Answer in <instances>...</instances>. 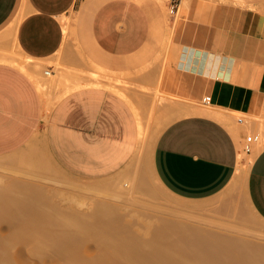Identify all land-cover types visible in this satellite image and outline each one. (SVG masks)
Here are the masks:
<instances>
[{"label":"crops","instance_id":"1","mask_svg":"<svg viewBox=\"0 0 264 264\" xmlns=\"http://www.w3.org/2000/svg\"><path fill=\"white\" fill-rule=\"evenodd\" d=\"M161 1L0 0V156L41 135L64 172L102 180L141 149L147 108L162 124L210 96L214 111L263 115L264 0H187L175 30ZM27 59L55 77L46 95L16 65ZM66 82L86 86L61 97ZM255 128L181 116L155 145L157 180L183 200L219 195L246 167L242 141ZM251 164L246 196L264 221V148Z\"/></svg>","mask_w":264,"mask_h":264},{"label":"rangeland","instance_id":"2","mask_svg":"<svg viewBox=\"0 0 264 264\" xmlns=\"http://www.w3.org/2000/svg\"><path fill=\"white\" fill-rule=\"evenodd\" d=\"M215 1V0H210ZM169 0H165L166 8L163 9L162 15L164 17V22L166 24H173L174 30L178 28L181 22V14H182V6L180 7V11L175 16L171 15L168 7ZM211 4H213L211 2ZM3 32V31H2ZM44 64V62H43ZM45 65V64H44ZM45 70H47L45 65ZM49 71V70H48ZM35 81V79L33 78ZM51 81L47 85V91L51 87ZM63 90V89H62ZM63 91H61L62 94ZM47 94V92H46ZM50 96V94H48ZM52 96V95H51ZM51 96L49 98H51ZM53 100L49 102L48 108L53 104ZM147 115L145 118V128L143 130V134L140 135V144L142 145L139 151H136L135 155L125 166V168L111 176L102 180H82L78 179L74 176H71L64 172L61 167L55 162V160L51 157L49 151L47 150V146L45 141L39 135L28 148H23L18 153L33 148L36 154L42 155L47 162V170L44 173L35 172L34 167L31 166H20V165H1L0 166V191L5 189V187L10 188V192L14 197H0V201L3 200H20V201H31L35 196H22L19 194L18 189H16V184H21L23 186L31 187L32 189L44 188L45 196L44 198L39 197L37 200L48 202L50 205H56L59 208V213L57 214L58 222L61 223V227L63 229H57L54 232H62V233H73V234H84V233H94V229H83L77 228V224H85L89 223L91 226L95 223L96 211L98 205L105 201L110 202V204L117 207L118 214L122 217L123 225L129 226L130 229L135 232L138 237L143 242H153L156 241L159 243L157 249L168 250V251H183L189 249H197V248H207L210 249L215 248V246H207L203 247L200 245H193L192 239L193 232L191 230H177L174 231L170 229L168 231L167 238L165 237V229L169 230L168 224H175L177 222H182L184 224H189V226L195 229H201L204 231L220 233L224 235H232L239 236L242 238L250 239L254 244L260 245L264 247V221L253 211L251 208L249 201L246 196V187L243 184V181L237 180L236 182H231V184L223 190L219 195L201 201H189L180 199L171 193H169L165 188L159 183L155 173L153 171V152L155 145L162 134V132L168 127L169 124L174 122L176 119L180 118L183 115H191V114H204L211 117H214L221 122L225 123L234 133V129L237 128L239 123V118H243L246 121H252L256 124V127L253 132H245L244 139L242 143V151L245 154V159L243 160V165H245L246 169H250L252 166V162L255 161L258 154L264 148V138L256 144L252 145V149L250 153H246L244 151V142L247 136L260 134L262 131L261 127L264 128V113L260 117H251L243 114H239L236 112L223 111L217 112L214 111L209 105H205L201 103L200 107L190 109L189 111H176L173 113V117L164 121V123L160 124V118L164 114L163 112L156 110L154 107L146 110ZM233 120H232V119ZM161 122V121H160ZM243 123V122H242ZM145 135V136H144ZM145 138V139H144ZM139 154H138V153ZM15 153V152H14ZM15 153V154H18ZM3 155L0 156V160H4L13 156ZM33 170V171H32ZM149 173V184L155 190L154 195H150L145 192H135L131 193L129 197L121 196V187L125 184H132L133 181L136 182L137 179L145 175V173ZM39 174V175H38ZM14 179V182H13ZM17 179V180H16ZM18 183H15L17 182ZM32 182V183H31ZM242 182V183H241ZM29 183V184H28ZM235 183V184H234ZM237 183V184H236ZM240 185H239V184ZM9 184L12 187L9 186ZM15 184V185H14ZM34 186H31V185ZM37 184V186H36ZM39 185V187H38ZM4 186V188L2 187ZM15 189H14V188ZM13 188V189H12ZM127 188V187H126ZM125 188V189H126ZM129 189V188H127ZM126 189V190H127ZM16 190V191H14ZM16 192V193H15ZM18 192V194H17ZM118 194V195H117ZM19 195V196H18ZM22 198H21V197ZM101 196V197H100ZM32 197V198H31ZM120 197V198H119ZM122 200V201H121ZM119 203V204H118ZM229 203V204H228ZM205 204H211L210 207H205ZM59 205V206H58ZM217 205L218 211L216 209H212ZM220 206V208L218 207ZM204 206V207H202ZM223 208V211L222 208ZM232 208L233 212L225 211L224 208ZM92 208V209H91ZM121 211H120V210ZM220 210V211H219ZM95 211V213H94ZM225 211V212H224ZM121 213V214H120ZM221 213V214H220ZM93 216L95 218H93ZM82 218V221H78V218ZM90 217V218H89ZM165 221V222H164ZM7 223V224H6ZM64 223V224H63ZM167 224V226L165 224ZM163 224L166 226H163ZM11 226V227H10ZM196 226V227H195ZM10 227V228H9ZM65 227V228H64ZM77 229H76V228ZM169 227V228H168ZM12 228V229H11ZM14 228V229H13ZM8 222H0V239H7L10 236L16 234L18 229ZM158 229V230H157ZM189 229V227H188ZM12 230V231H11ZM17 230V231H15ZM161 230H164V236L161 234ZM90 231V232H88ZM107 232L103 230V232ZM179 231V232H178ZM185 233L189 232L188 235ZM197 231V230H196ZM20 232V230L18 231ZM17 232V233H18ZM154 232V233H153ZM170 232H173L171 234ZM181 232V233H180ZM156 233H158L156 235ZM178 234V235H175ZM156 236H155V235ZM170 234V235H169ZM183 234V235H182ZM183 236L181 239L180 236ZM187 236L185 238V236ZM154 236L156 238H154ZM171 237V238H170ZM179 237V238H178ZM191 238V240H190ZM91 239V240H89ZM111 239V237H108ZM187 239V242H186ZM185 240V242H183ZM189 240V241H188ZM83 241V242H82ZM91 241V242H90ZM93 238L81 239V244L78 245L77 252H83L81 247L84 248L85 255L87 257H98V255L103 253V246L99 245ZM110 241V240H109ZM178 241V242H177ZM182 241V242H180ZM94 242V243H93ZM190 242V243H189ZM81 245V246H80ZM22 244H17V248L15 246L11 247V253L13 256L17 254L19 251L21 253L17 254V257L13 259V264H24L25 260H28L29 264H50L48 261H44L42 263L35 257V255L30 251L29 248H25ZM225 247V246H224ZM220 247V248H224ZM241 246H239L240 248ZM152 247H144V249H151ZM81 249V250H80ZM28 250V251H27ZM27 251V252H26ZM180 251V252H181ZM24 252V253H23ZM31 252V253H30ZM11 254V255H12ZM98 254V255H97ZM177 254V253H176ZM182 254V253H178ZM186 252L184 253V255ZM19 255V256H18ZM183 255V254H182ZM168 256V255H166ZM35 257V258H32ZM38 261V262H37Z\"/></svg>","mask_w":264,"mask_h":264},{"label":"bare ground","instance_id":"3","mask_svg":"<svg viewBox=\"0 0 264 264\" xmlns=\"http://www.w3.org/2000/svg\"><path fill=\"white\" fill-rule=\"evenodd\" d=\"M161 2L165 9V1ZM186 2L187 0H183V6L186 5ZM187 8L188 7L186 6V9ZM65 33L67 36L69 35L68 25L65 28ZM16 65L19 66L24 72L32 73V76L35 79L39 90L41 91V93L46 95L47 85L48 83L53 81L55 77L50 71L45 70V65L43 64V62L27 59L23 62V64L17 63ZM66 83L67 86H64L61 97L71 90L86 86V84L79 82H76L75 84L70 82ZM143 130L144 127L140 122V135L143 134ZM34 150L33 148L24 150L18 154L10 156L9 158L0 160V166L28 165L34 167L35 172L44 173L49 170L46 167L48 164L45 161V158L42 155H39V153L36 154ZM246 175L247 169L243 167L234 182H236L237 180H241L243 181V184H245ZM15 183H18V181ZM11 185L13 184H9L10 187H12ZM34 185L32 184L31 186ZM15 187L16 189L20 190L19 194L23 197L35 196L37 199L39 197H41L42 199V197L44 198L45 192H47L41 186L40 188L32 189L31 187H28V185L23 186L21 184H16ZM126 187L129 189H127ZM2 188H4V186ZM120 192L121 196L126 197H129L130 195H132L131 193L135 192H145L150 195L155 194V190L149 184L148 172H146L145 175L137 179L136 182L133 181L132 184H126L125 182V184L122 185ZM12 193L10 192L9 187H5V189H2L0 191V197H4V199L5 197H11ZM36 198H33V200L31 201H0V222L4 221L11 223L13 226L16 227L15 229H18V231L20 230V232L15 230L18 233L16 232V234L10 236V238L0 239V264H13V259L17 257L18 253L22 252L19 251L17 254H15V256H13V254L11 253V247H16L17 244H22L26 246L25 248H29L40 263L48 261L50 264H264V247L254 244L250 239L242 238L239 236L235 237L232 235H224L220 233L209 232V230L204 231L201 229H195L192 228V226L194 225L190 227L189 224H184L182 222H177L175 224H172L173 222H171V224H168V226L170 227H168L169 230L166 227L167 224L164 223L166 226L164 224L163 226H165V229L167 230V232H164L163 230V232L165 233V237L167 238V234L170 229H172L173 231L174 229L175 231L187 229L188 231L191 230L190 232H193V236H191L193 237L191 241L193 245L195 244L203 247L215 246V248H197L195 250L189 249L188 251H159L157 250V246H159L158 242H143L138 237V235L130 229L128 225H123L125 221L123 223L122 217L118 214L117 207L110 204V202L108 204L107 201H105V203H101L100 201V205H98L95 209L96 213L95 211L94 213L97 216L96 218L93 216V218H95V223L92 226L87 223V220H84L83 225H76L77 228L89 230L94 229V233L73 234L54 232L56 229L57 231L58 229H63L61 227V223L58 222L57 217V214L59 213V208L56 205H50L48 204V202L41 201V199L37 200ZM209 205L205 204V207H210ZM215 206L216 207L214 208L213 205L212 209L214 208L216 209V211H218L217 205ZM218 207L220 208L219 205ZM231 209V207L227 209L224 208L225 211L233 212V210ZM221 211H223V208ZM77 220L82 221L83 219L80 217ZM85 221H87L86 224ZM103 230H106L107 232L105 233V231L103 232ZM163 232L161 230L162 235L164 234ZM182 232L185 233V231ZM170 233L172 234L173 232ZM157 234L158 233H156V235ZM178 234L175 233V235ZM188 234L189 232L186 235ZM182 235L180 236V238L178 237L179 239H181L182 237L181 240L184 239ZM155 236L154 238H156ZM108 237H111V239H108ZM186 237L187 236H185V238ZM87 238H93L97 243H99V245L101 244L103 246V253H101V255L97 254L98 257H87L85 255V251L83 250L84 248L82 247L81 249L83 252H77L78 245L83 242H80L81 239L85 240ZM183 242H185V240ZM186 242L185 244H188ZM239 246L241 247L239 248ZM144 247L152 248L144 249ZM185 252L186 254L184 255ZM178 253H182L183 255ZM23 263L29 264L31 262L25 260Z\"/></svg>","mask_w":264,"mask_h":264},{"label":"built area","instance_id":"4","mask_svg":"<svg viewBox=\"0 0 264 264\" xmlns=\"http://www.w3.org/2000/svg\"><path fill=\"white\" fill-rule=\"evenodd\" d=\"M180 4H181V0H169L168 7L171 15L175 16V14L178 13ZM210 102H211L210 96H205L202 100V103L205 105H210ZM238 121L239 123L244 122L243 118H239ZM259 140L260 137L258 135L247 136L245 139L244 151L246 153H250L252 149V145L258 142Z\"/></svg>","mask_w":264,"mask_h":264}]
</instances>
